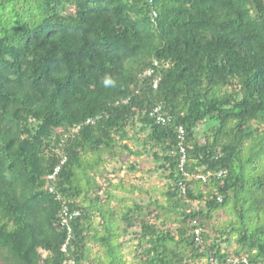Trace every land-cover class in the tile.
I'll return each instance as SVG.
<instances>
[{"label":"trees","instance_id":"1","mask_svg":"<svg viewBox=\"0 0 264 264\" xmlns=\"http://www.w3.org/2000/svg\"><path fill=\"white\" fill-rule=\"evenodd\" d=\"M67 258L264 264V0H0V264Z\"/></svg>","mask_w":264,"mask_h":264},{"label":"built area","instance_id":"2","mask_svg":"<svg viewBox=\"0 0 264 264\" xmlns=\"http://www.w3.org/2000/svg\"><path fill=\"white\" fill-rule=\"evenodd\" d=\"M154 15H156V12H154ZM153 72V69L149 68L148 70H146V73L147 74H152ZM158 84V80L155 79L154 80V86L156 87ZM160 109L161 107L160 106H157L154 110V113L158 114V120H163V117L161 114H159L160 112ZM180 144L182 143V141L184 140V129L183 128H180ZM181 151L183 153V158H185L186 156V153H185V149L184 147L181 146ZM65 161V159H63L61 161V164ZM61 164L57 165L55 168H54V171L52 172L51 175H49V177L51 179H55L56 175L58 174V172L60 171L61 169ZM221 174V173H220ZM52 190V189H51ZM80 215V210L78 209H71L69 208L68 206H64L62 212H61V224L64 225L68 231V236H67V241L62 245V250L66 253H68V250H69V241L70 239L72 238V225H71V221ZM197 240H199V236L197 237ZM244 262H248V259L247 258H244L243 259ZM238 259L236 258H233L231 259L230 263H225V262H218L217 260H212V264H238ZM75 260L74 259H71V258H67L65 259L62 264H75Z\"/></svg>","mask_w":264,"mask_h":264},{"label":"rangeland","instance_id":"3","mask_svg":"<svg viewBox=\"0 0 264 264\" xmlns=\"http://www.w3.org/2000/svg\"><path fill=\"white\" fill-rule=\"evenodd\" d=\"M130 144L133 147H135V145L132 142H130ZM138 159L141 161L140 165H141V167L143 169H148V168L154 166V161L149 156L138 157ZM119 163L120 162H118V163L116 162V165H119ZM115 175H121V176L124 175L125 177H123L124 178L123 180H124L125 183H130L132 180H134L135 183H139L138 181H140V182L143 181V180H138L137 178H135L136 176L133 178L134 175H138L139 176L140 174H138V173H135V174L129 173V172H127V170H124L123 172H119L118 174L116 173ZM115 175H112V178L117 181V179L113 177ZM145 181H147L149 183V185H151V186L154 185V184L163 185L164 182H165V179L160 177L159 173L151 172L150 174L147 175ZM142 185L144 186V183H142ZM133 195L137 196L138 193L135 192ZM141 197H144L145 200L148 199V196L145 195V194H142ZM226 216H227V214L225 215V217ZM233 245L235 247V243Z\"/></svg>","mask_w":264,"mask_h":264},{"label":"clouds","instance_id":"4","mask_svg":"<svg viewBox=\"0 0 264 264\" xmlns=\"http://www.w3.org/2000/svg\"><path fill=\"white\" fill-rule=\"evenodd\" d=\"M102 83L106 88L116 86V80L113 79L111 76H107V75L103 78Z\"/></svg>","mask_w":264,"mask_h":264}]
</instances>
